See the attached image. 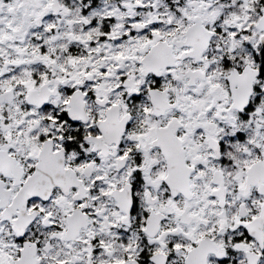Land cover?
Wrapping results in <instances>:
<instances>
[{
  "label": "snow or ice",
  "instance_id": "6c2138e0",
  "mask_svg": "<svg viewBox=\"0 0 264 264\" xmlns=\"http://www.w3.org/2000/svg\"><path fill=\"white\" fill-rule=\"evenodd\" d=\"M0 264H264V0H0Z\"/></svg>",
  "mask_w": 264,
  "mask_h": 264
}]
</instances>
